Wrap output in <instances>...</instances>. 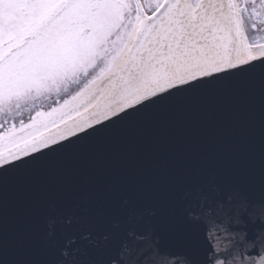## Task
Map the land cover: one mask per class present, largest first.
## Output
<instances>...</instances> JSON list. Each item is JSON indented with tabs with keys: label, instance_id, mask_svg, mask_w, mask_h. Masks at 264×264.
<instances>
[{
	"label": "snow or ice",
	"instance_id": "snow-or-ice-1",
	"mask_svg": "<svg viewBox=\"0 0 264 264\" xmlns=\"http://www.w3.org/2000/svg\"><path fill=\"white\" fill-rule=\"evenodd\" d=\"M0 264H264V0H0Z\"/></svg>",
	"mask_w": 264,
	"mask_h": 264
},
{
	"label": "flooded vegetation",
	"instance_id": "flooded-vegetation-1",
	"mask_svg": "<svg viewBox=\"0 0 264 264\" xmlns=\"http://www.w3.org/2000/svg\"><path fill=\"white\" fill-rule=\"evenodd\" d=\"M27 115V114H26Z\"/></svg>",
	"mask_w": 264,
	"mask_h": 264
}]
</instances>
